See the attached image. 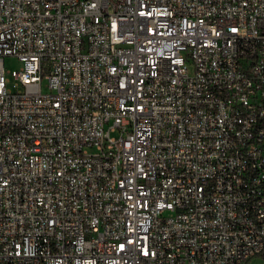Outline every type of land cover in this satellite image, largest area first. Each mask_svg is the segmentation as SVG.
Returning <instances> with one entry per match:
<instances>
[{
	"label": "built area",
	"instance_id": "1",
	"mask_svg": "<svg viewBox=\"0 0 264 264\" xmlns=\"http://www.w3.org/2000/svg\"><path fill=\"white\" fill-rule=\"evenodd\" d=\"M257 256L264 0H0V264Z\"/></svg>",
	"mask_w": 264,
	"mask_h": 264
},
{
	"label": "rangeland",
	"instance_id": "2",
	"mask_svg": "<svg viewBox=\"0 0 264 264\" xmlns=\"http://www.w3.org/2000/svg\"><path fill=\"white\" fill-rule=\"evenodd\" d=\"M4 65L7 71L5 75L7 79V89L13 93H16L18 91H23L24 88L17 82V80L12 74L13 71H19L23 66V64L20 62L18 58L13 56H8L4 60ZM42 90L44 94L51 93L48 80L43 81ZM247 264H264V256L254 257Z\"/></svg>",
	"mask_w": 264,
	"mask_h": 264
}]
</instances>
